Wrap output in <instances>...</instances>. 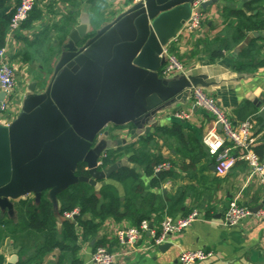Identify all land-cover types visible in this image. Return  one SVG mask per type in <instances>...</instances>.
Masks as SVG:
<instances>
[{
  "label": "crops",
  "instance_id": "obj_1",
  "mask_svg": "<svg viewBox=\"0 0 264 264\" xmlns=\"http://www.w3.org/2000/svg\"><path fill=\"white\" fill-rule=\"evenodd\" d=\"M18 2L6 0L0 19L9 15ZM133 8L129 0H38L35 7L38 17L23 23L14 38L8 42L4 38L2 45L13 68L16 86L5 117L7 123L18 119L23 100L39 94L43 81L51 79L57 58L65 52L67 36L80 25L82 17L88 20L94 36ZM201 10L200 28L187 32L183 26L175 39L169 41L166 52L182 65L187 76L206 78L204 82L209 86L200 88L234 125L247 119L254 121V131L260 137L255 150L258 154L261 149L263 158L264 127H260L261 120L256 118L254 102L264 99V0H216ZM62 27L67 31L65 37ZM172 29L173 24H170L163 33L167 35ZM218 54L220 56L216 57ZM171 77L176 81L184 78L179 74ZM30 86H34L33 93ZM176 111H189L190 117L177 120L173 117ZM174 124L181 128L180 140L169 136L164 140L155 131L156 128L170 130ZM0 125H4L1 115ZM212 125V116L195 109L189 94L185 101L159 112L139 129L133 124L108 125L98 144L103 152L117 156L115 163H121L118 169L131 170L137 180L130 184L108 178L91 186L95 192L104 186L116 191L121 203L120 217H107L95 233L86 238L75 224L79 247L75 255L54 250L40 263L27 264H70L74 260L78 261L76 264H92L90 255L97 247L126 252L115 264H179L181 252L196 250L210 251L213 257L193 264H264V221L249 217L237 226L221 224L224 211L238 194L239 202L252 209L263 202L264 193L257 179L247 182L248 169L243 162L236 163L222 177L216 175L213 157L202 144L203 135ZM148 135L153 138L148 148L150 155L159 154L170 162V176L159 179L156 175H147L143 165L130 161L139 140ZM25 198L39 199L40 196L30 194ZM194 209L200 211L201 219L171 236L167 242L171 246L165 250L150 248L152 238L148 232L142 234L134 251L127 252L118 245L116 233L123 227L137 226L139 221L145 220L158 233L164 216L185 217ZM125 211L128 215L123 216ZM90 218V215L84 217L85 220ZM62 219V216L57 218L58 231L62 228ZM93 222L98 224L99 220ZM3 240L0 264H26V256L18 254L13 241Z\"/></svg>",
  "mask_w": 264,
  "mask_h": 264
},
{
  "label": "water",
  "instance_id": "obj_2",
  "mask_svg": "<svg viewBox=\"0 0 264 264\" xmlns=\"http://www.w3.org/2000/svg\"><path fill=\"white\" fill-rule=\"evenodd\" d=\"M193 1L146 0L94 36L86 17L81 18L67 36L51 79L43 81L39 94L23 100L18 119L0 125L1 211L11 215V201L30 194L56 196L72 184L110 178L121 163L97 165L103 153L99 138L108 125L139 129L185 101L191 88L209 86L203 76L180 74L184 78L176 81L162 74L168 43L188 20ZM170 24L173 29L165 35ZM254 104L264 127V99ZM79 164L85 165L89 180L75 175ZM263 205L264 200L252 213Z\"/></svg>",
  "mask_w": 264,
  "mask_h": 264
},
{
  "label": "built area",
  "instance_id": "obj_3",
  "mask_svg": "<svg viewBox=\"0 0 264 264\" xmlns=\"http://www.w3.org/2000/svg\"><path fill=\"white\" fill-rule=\"evenodd\" d=\"M131 5L145 4L146 0H129ZM212 0H194L191 4V13L184 30L187 32H195L200 28L203 20V13L201 10L202 4ZM38 0H19L15 7L14 13L10 19L5 39L8 42L13 39L15 34L19 31L23 23H25ZM166 64L162 68V74L171 76L173 74H185L182 65L173 57L167 54ZM14 71L6 58L5 47L0 48V93L4 96L0 101V115L2 123L8 125L6 120L7 112L12 104V96L15 92ZM192 105L204 111L213 118L212 127L203 135L202 144L207 149L210 156L215 157V173L222 177L226 175L238 162L246 164L247 182L252 179H257L261 185L264 193V159L256 153V145L260 139L259 134L255 133V123L252 119L244 120L234 125L226 115L219 109L216 102L200 87L190 89ZM173 117L177 120H187L190 117L189 111H176ZM219 125V129H217ZM106 153L103 152L97 162L99 168L102 167L103 159ZM170 165L163 163L154 168L155 173L168 171ZM79 215L78 209L62 214L65 220H74ZM249 217H255L257 220L264 221V205L256 212L252 213L251 209L239 202V194L234 197L228 204L224 211L221 224L225 227L237 226ZM201 219V213L198 209L192 210L185 217L171 218L164 216L160 230L157 233L152 228L149 229L148 221H141L137 226L123 227L116 233L118 245L120 248L128 251L137 249V244L143 233L148 232L152 238L150 248H157L166 244L169 238L175 234H179L186 228L191 226L194 222ZM126 252L117 251L111 252L106 248L97 247L90 255V262L92 264H115L116 261L122 257ZM213 257L210 251L196 250L183 251L178 256L179 264H193L197 262H204Z\"/></svg>",
  "mask_w": 264,
  "mask_h": 264
},
{
  "label": "trees",
  "instance_id": "obj_4",
  "mask_svg": "<svg viewBox=\"0 0 264 264\" xmlns=\"http://www.w3.org/2000/svg\"><path fill=\"white\" fill-rule=\"evenodd\" d=\"M5 3L6 0H0V10L4 8ZM35 7L26 22H30L38 17L39 13H36ZM14 10L9 15H5L0 19V48L4 43ZM61 31L63 37H65L67 33L66 29L62 27ZM61 38L59 39L60 42L62 41ZM219 56L218 54L216 57ZM155 131L164 140L168 136L174 137L175 140L182 138L181 128L177 124H174L170 130L156 128ZM152 139L149 135L141 138L138 142L139 147L133 152L130 161L143 165L147 175H156L157 178L163 179L166 176H170L171 167L168 171L161 173H155L154 168L163 163H168L170 166L171 164L159 154L153 157L150 155L148 148L152 144ZM261 153L260 149L258 151L260 157ZM116 158V155L113 156L106 153L101 168L111 166L116 162ZM213 160L215 164V157H213ZM75 175L84 180L88 179L89 175L85 170L84 164L77 166ZM110 178L120 183L126 182L130 184H134L137 180L136 175L131 170L123 168L114 172ZM120 206L121 203L119 202L118 195L112 187L104 186L98 192H95L94 188L87 181L72 184L56 196H50L44 191L41 193L39 199L25 198L14 200L12 202L11 215L7 211L0 210V238L1 240L5 238L11 239L13 245L18 247V254L22 257L26 256V264L29 262L40 263L43 257L51 254L54 250L75 255L79 249L77 246L78 233L75 229V224L81 229L83 238H86L93 235L99 224L107 217L111 216L115 219L120 217L118 213ZM74 209H78L79 215L74 218L73 222L62 219V228L58 231L56 229L57 218H61L63 213L71 212ZM86 215H90L91 218L85 220L84 217ZM125 215L128 214L126 213L123 216ZM95 219L99 220L98 224L93 222ZM76 263L78 261L74 260L70 264Z\"/></svg>",
  "mask_w": 264,
  "mask_h": 264
},
{
  "label": "rangeland",
  "instance_id": "obj_5",
  "mask_svg": "<svg viewBox=\"0 0 264 264\" xmlns=\"http://www.w3.org/2000/svg\"><path fill=\"white\" fill-rule=\"evenodd\" d=\"M4 240H1V238H0V244L3 242Z\"/></svg>",
  "mask_w": 264,
  "mask_h": 264
}]
</instances>
